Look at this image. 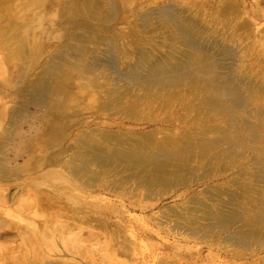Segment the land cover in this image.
Returning a JSON list of instances; mask_svg holds the SVG:
<instances>
[{"label": "bare ground", "instance_id": "1", "mask_svg": "<svg viewBox=\"0 0 264 264\" xmlns=\"http://www.w3.org/2000/svg\"><path fill=\"white\" fill-rule=\"evenodd\" d=\"M153 2L0 0V175L72 264H264V0Z\"/></svg>", "mask_w": 264, "mask_h": 264}, {"label": "crops", "instance_id": "2", "mask_svg": "<svg viewBox=\"0 0 264 264\" xmlns=\"http://www.w3.org/2000/svg\"><path fill=\"white\" fill-rule=\"evenodd\" d=\"M1 153L2 152L0 151V162L1 161L2 162L5 161L6 164L8 163V166H11L13 164V163H11V161H13V162L15 161L14 165L16 166L17 163L20 162V161H23V158H24L23 156L22 157H18L14 153H9L8 154L7 152H5L4 155L1 154ZM10 159H11V161H10ZM14 165H12V167ZM15 166H14V168H15ZM20 172L22 173V175L15 174L18 177L15 180H13V181H9L4 176L2 177L0 175V211L4 210V209H9V210H11V212L13 214L17 215V213H18V204L20 202V199L25 195V192H26L27 189L29 190L28 195L30 196V198L33 201L36 200L37 197L40 198V194L36 193L35 191L33 192L31 190L33 188V185H34L33 176H34V174L36 176V173H33V171L31 172V170H29V171L21 170ZM28 172H30V173H28ZM1 177H2V179H1ZM10 182H12V183H10ZM19 186L21 188H19ZM12 187H14L15 189H14V192L12 193L13 196L11 198L9 196V191H10V189ZM15 190H16V192H15ZM37 195H39V196H37ZM10 198L13 199V200L11 201ZM33 205L34 206H32V208H31L32 210L35 209V204H33ZM1 218H2V221H1ZM9 219H11L9 215H6L3 211L0 212V221H1L0 222V251L10 250V248H15L18 245V242H20L21 234L23 233L21 231H20L21 233L18 231V229H17L18 226L14 222L15 220L12 219V221H11ZM22 238H23V236H22ZM8 243H10V244H8Z\"/></svg>", "mask_w": 264, "mask_h": 264}, {"label": "rangeland", "instance_id": "3", "mask_svg": "<svg viewBox=\"0 0 264 264\" xmlns=\"http://www.w3.org/2000/svg\"><path fill=\"white\" fill-rule=\"evenodd\" d=\"M147 1L146 0H137V4L141 3L140 7L136 5L137 9L142 8V6L143 7H146V6L151 7V6L155 5V3L153 2L155 0H147ZM194 1H195V3L198 2V0H194ZM205 1L207 2L209 0H205ZM147 4H149V5H147ZM260 8H261V11H263V13H264V4H262ZM261 11H257V12H261ZM237 21H240V20L238 19ZM257 21H260V20H257ZM27 171H29V170H27ZM37 202H39V200ZM37 202L35 203V206L37 205ZM31 208H32V206H31ZM32 211H34V209ZM3 212L6 215L10 214L12 216L11 219L15 220L14 222L18 226L17 227L18 231L20 232L22 230L21 232H23V233L21 234V240H20V242H18V245L15 248H10V250H12V251H10V250L0 251V264H44V259H47V260H59V259H61L64 261H62V262L56 261V264H72V261L67 260L66 258H58L56 256L52 257L50 255V253L47 254V252H45V251H43V253L40 250L38 251V248H37V246H38L37 240L38 239L35 236H33L31 231L29 234H28V231L27 232L24 231V228L22 225L23 221L20 218V214L17 213V215H15L9 209H4ZM46 215H47V213H46ZM22 236H23V238H22ZM13 249L15 251H13Z\"/></svg>", "mask_w": 264, "mask_h": 264}]
</instances>
